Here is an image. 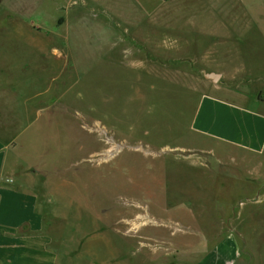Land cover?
<instances>
[{
  "label": "rangeland",
  "instance_id": "obj_1",
  "mask_svg": "<svg viewBox=\"0 0 264 264\" xmlns=\"http://www.w3.org/2000/svg\"><path fill=\"white\" fill-rule=\"evenodd\" d=\"M0 50L55 103L21 153L56 264H264L263 182L189 129L204 96L264 99V0H2Z\"/></svg>",
  "mask_w": 264,
  "mask_h": 264
},
{
  "label": "crops",
  "instance_id": "obj_2",
  "mask_svg": "<svg viewBox=\"0 0 264 264\" xmlns=\"http://www.w3.org/2000/svg\"><path fill=\"white\" fill-rule=\"evenodd\" d=\"M48 52L58 60L63 50L50 47ZM13 53L18 52L0 50V57ZM28 63L0 62V264H56L57 261L44 233L42 200L54 196L56 186L39 179L38 169L27 164L21 153L23 136L37 129V119L44 110H52L55 103L52 100L44 105L41 94L31 86L36 80L22 77L30 68ZM251 103L248 107L229 97L204 96L197 102L189 129L198 139L245 153V170L263 182L247 199L253 206L249 211L252 215L258 209L264 211V99L255 98ZM234 246L229 251L218 247L222 262L235 261Z\"/></svg>",
  "mask_w": 264,
  "mask_h": 264
},
{
  "label": "water",
  "instance_id": "obj_3",
  "mask_svg": "<svg viewBox=\"0 0 264 264\" xmlns=\"http://www.w3.org/2000/svg\"><path fill=\"white\" fill-rule=\"evenodd\" d=\"M201 74H202L204 79L209 80L212 83H216L219 80V78L221 77L220 74L214 73V72H208L207 73L205 71H201Z\"/></svg>",
  "mask_w": 264,
  "mask_h": 264
},
{
  "label": "trees",
  "instance_id": "obj_4",
  "mask_svg": "<svg viewBox=\"0 0 264 264\" xmlns=\"http://www.w3.org/2000/svg\"><path fill=\"white\" fill-rule=\"evenodd\" d=\"M2 0H0V2H1Z\"/></svg>",
  "mask_w": 264,
  "mask_h": 264
}]
</instances>
